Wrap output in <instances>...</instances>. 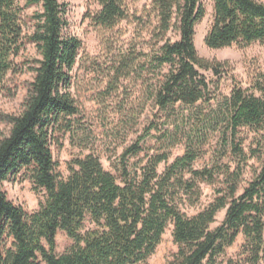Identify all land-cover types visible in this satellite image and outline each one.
I'll return each mask as SVG.
<instances>
[{
    "label": "trees",
    "instance_id": "1",
    "mask_svg": "<svg viewBox=\"0 0 264 264\" xmlns=\"http://www.w3.org/2000/svg\"><path fill=\"white\" fill-rule=\"evenodd\" d=\"M91 1L94 24L111 30L124 21L134 24L126 40L109 45L104 95L116 94L124 81L140 83L142 103L135 108L124 98V119L133 125L149 103L155 118L124 148L116 174L89 152L73 158L63 177L53 145L59 135L79 136L71 72L82 41L69 31L67 2L0 0V85L28 63L16 61L26 43L40 53L27 66L35 75L23 110L0 113L10 126L0 137V264H142L170 224L178 249L168 264H217L240 235L246 261L264 264V71L258 66L247 86L234 79L223 91L229 62L202 57L195 45L196 25L207 15L204 0H146L141 8L143 0ZM210 1L207 46L264 45V1ZM32 6L41 9L29 17L32 31L26 34L25 11ZM154 130L160 147L141 156ZM214 140L212 162L196 167ZM181 143L184 153L169 161ZM19 173L45 192L34 211L4 189ZM201 184L220 186L210 203L188 215L182 206L200 203ZM222 210L223 221L213 226ZM87 219L93 227L86 228ZM61 230L73 243L58 253Z\"/></svg>",
    "mask_w": 264,
    "mask_h": 264
},
{
    "label": "rangeland",
    "instance_id": "2",
    "mask_svg": "<svg viewBox=\"0 0 264 264\" xmlns=\"http://www.w3.org/2000/svg\"><path fill=\"white\" fill-rule=\"evenodd\" d=\"M68 3L69 31L76 35L82 41V48L72 75L71 92L80 107V114L76 116V124L79 136L73 139L70 133L59 135V142L53 145L55 160L58 163L57 171L66 177L69 174L68 164L77 157L84 156L89 152H94L101 157L104 167L112 173H117V161L124 148L132 144L136 138L144 132L145 127L154 119V113L157 111L151 103L146 106L145 112L137 119L136 123H130L129 119H124L120 106L124 100L130 99L135 108L142 103L143 93L141 84L124 81L123 88L112 95L105 96L107 86V77L104 73L108 64L109 45L111 41L118 42L126 40L134 31V24L124 21L115 29H107L94 24L89 18L90 11L95 10L97 6L91 0H61ZM264 1V0H260ZM146 0L137 3L140 8ZM207 15L196 25L195 45L200 56L210 60L229 62L232 69L228 75L222 78V89L229 92L234 79L248 85V75L258 66L264 71V45L253 43L250 46L240 47L233 45L223 48H210L205 42V36L210 29L213 21V3L210 0H204ZM40 7L32 6L25 11L27 24L26 34L32 31V24L29 17L40 10ZM40 53L34 43H26L21 55L16 58L18 63L28 62L23 70L18 73H10L5 82L0 85V113L18 114L24 108V102L30 92L31 83L35 73L27 66L33 64V60L39 59ZM211 77L212 73H208ZM125 88L128 93H125ZM126 117V116H125ZM10 126L0 120V137L8 133ZM167 128V127H165ZM159 132L152 133L143 141L144 154L153 153L158 150L160 144L157 142ZM86 144V147L82 145ZM214 140L206 148V154L195 164L196 167H202L212 162V155L218 147ZM185 151V144H177L172 148L169 161L176 156L182 155ZM137 158H133L135 162ZM256 166L259 163H255ZM161 164L159 170L164 169ZM253 176L252 171H248L246 178ZM220 184H201L203 195L200 203L195 207L183 205L182 210L188 215H193L210 203L216 196V188ZM4 189L8 197L17 204H21L27 211L31 212L39 207L41 201L45 198L44 191H37L33 183L24 178L23 173H19L9 181L4 182ZM225 210H222L217 216V222L220 224L225 216ZM93 227L90 219L86 221V228ZM173 225L170 224L163 235L161 244L157 247L154 254L142 264H168L177 252L178 246L174 242ZM73 240L68 237L65 231L61 230L57 234V252H64ZM245 238L240 235L236 242L227 249L224 255L218 260L217 264H249L246 261V254L243 252Z\"/></svg>",
    "mask_w": 264,
    "mask_h": 264
}]
</instances>
